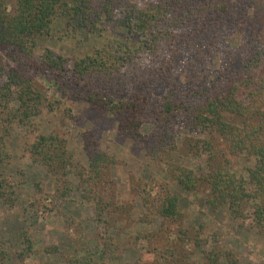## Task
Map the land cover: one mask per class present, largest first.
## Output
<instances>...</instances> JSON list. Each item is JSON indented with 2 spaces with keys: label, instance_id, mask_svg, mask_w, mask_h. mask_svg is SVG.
I'll use <instances>...</instances> for the list:
<instances>
[{
  "label": "trees",
  "instance_id": "1",
  "mask_svg": "<svg viewBox=\"0 0 264 264\" xmlns=\"http://www.w3.org/2000/svg\"><path fill=\"white\" fill-rule=\"evenodd\" d=\"M128 2L0 0V51L18 65V71L8 72L0 84V164L8 159L10 128L17 124L33 129L42 108L52 112L60 104L47 97L34 78L38 75L64 87L61 96L82 100L92 111L113 118L118 136L145 151L184 191L200 193L211 212L226 208L234 218H249L253 229L264 235V56L259 37L247 36L239 48L242 53H235L216 76L198 69L214 54L205 53L201 41L227 29L240 35L243 24L255 22L248 13L263 16L264 0H233L232 4L229 0H154L141 6ZM117 11L122 14L118 22L124 33L108 37L92 55L74 60L71 66L49 50L35 57L37 42L52 37L57 19L65 21L67 32L101 36L104 29L115 27ZM181 50L195 59L188 64L184 80L189 92L176 84L173 75L172 65ZM175 124L200 136L183 139L186 147L204 157V168L198 173L168 159L176 147ZM81 140L85 168L77 165L58 133L38 135L27 153L46 173L62 176L59 198L70 191L66 180L78 181L82 200L94 209L98 255L118 262L126 251H136L140 253L136 264H188L191 253L181 242L199 249L203 227L200 224L198 234L189 236L180 199L164 184L156 188L137 181L131 188L143 202L137 223L152 226L160 220L158 228L115 241L111 230L116 231L120 220L127 229L133 208L118 203L110 188L108 171L115 158L98 148L92 131H84ZM241 157L252 161L245 169L246 179L232 166ZM15 202L9 178L0 176V204L13 207ZM21 236V255L28 258L34 254L33 242L25 231ZM3 247L0 242V264L7 258ZM205 253L199 264H221L222 256L234 264V255L228 252ZM60 264L103 263L74 256Z\"/></svg>",
  "mask_w": 264,
  "mask_h": 264
},
{
  "label": "rangeland",
  "instance_id": "2",
  "mask_svg": "<svg viewBox=\"0 0 264 264\" xmlns=\"http://www.w3.org/2000/svg\"><path fill=\"white\" fill-rule=\"evenodd\" d=\"M128 1L130 5L141 6L154 0ZM229 2L232 4L233 0ZM117 12L119 13L115 17V27L109 30L104 29L101 36L89 35L85 31L81 34L67 32L65 21L57 19L52 37H44L37 42L35 57L39 58L49 50L67 59L68 65L71 66L74 60L92 55L96 49L107 42L108 37L124 33V31L121 32L123 28L118 22L122 14L121 11ZM248 14L255 18V22L243 24L244 32L240 33L241 36L227 29L223 35L210 36L201 41L200 46H203V51L205 53L213 51L214 54L203 65L198 66V69L210 73L212 77L216 76L219 70L223 69L224 63L234 58L235 53H242L239 48L244 46L247 36L259 37L264 56V14L262 17H253V14ZM5 56V53L0 51V84L8 72L18 71V65ZM159 56L163 58L167 55L159 54ZM194 60L192 56L181 50L172 65L176 84L186 92H189L184 82L187 66ZM157 61L159 60L154 61L153 64L156 65ZM19 71L23 75L33 76L22 69ZM34 78L51 102L58 101L60 104L52 112L42 108L41 115L33 121V129L14 124L9 130L6 141L8 159L0 164V176L9 178L16 202L13 207L0 204V242L7 252V258L3 264H60L74 256L91 257L103 264H136L140 254L136 251H126L118 262H111L107 257L98 255L94 209L90 203L82 200L78 181L74 178L66 180L70 191L64 198H59L58 183L62 180V176L46 173L40 165L31 161L27 153V148L38 135L58 133L65 140L68 153L72 155L77 165L85 168L87 162L82 151L81 140V134L84 131H92L98 148L115 158L116 164L108 171L111 180L110 188L116 195L118 203H126L133 208L129 227L125 229V224L120 220L116 231L111 230L116 242H121L130 235L137 236L156 230L161 222L157 220L152 226L137 223V215L142 211L143 202L131 189L132 185H135L134 182L152 183L153 186L156 185V188L157 185L164 184L180 199V207L184 213V227L188 230L189 236L198 234L200 224L203 227L199 249L192 243L181 242L183 249L191 253L188 264L203 262L205 252L211 249L233 254L234 264H264V235L253 229L249 218L245 220L234 218L226 208L211 212L200 193L184 191L168 177L164 169L152 163L145 151L130 140L118 136L113 118L104 113L92 111L91 107L82 100L68 95L61 96L60 91L64 89L61 85L57 86L51 80H43L38 75ZM173 127L177 136L176 147L168 159L192 168L197 173L200 172L204 168L203 155L196 153L183 143L185 137L199 138L200 136L188 134L185 130L179 129L176 124ZM250 162L252 161L247 157L236 158L232 162L233 170L246 179L245 169ZM24 231L33 242L34 254L28 258H22L21 255L22 246H24L21 235ZM119 231L122 233L119 234ZM55 247L58 249L57 253L46 251L48 248ZM221 264H228L223 256Z\"/></svg>",
  "mask_w": 264,
  "mask_h": 264
}]
</instances>
